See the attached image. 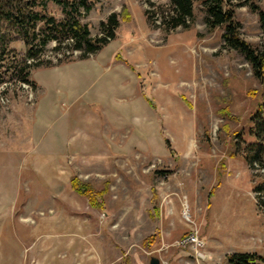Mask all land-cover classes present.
<instances>
[{
	"label": "rangeland",
	"instance_id": "374dc122",
	"mask_svg": "<svg viewBox=\"0 0 264 264\" xmlns=\"http://www.w3.org/2000/svg\"><path fill=\"white\" fill-rule=\"evenodd\" d=\"M168 4L95 0L83 19L93 37L111 13L129 10L115 40L89 59L33 70L36 86L0 84V264L264 256V196L254 191L264 169L234 138L249 131L264 88L201 6L193 24L165 30L175 16ZM47 11L63 18L54 3ZM236 20L242 38L262 49L258 13L240 3ZM3 31L8 49L24 56L19 36ZM55 45L44 60H58ZM228 106L237 121L221 115ZM73 176L108 185L104 210L71 189Z\"/></svg>",
	"mask_w": 264,
	"mask_h": 264
},
{
	"label": "trees",
	"instance_id": "16d2710c",
	"mask_svg": "<svg viewBox=\"0 0 264 264\" xmlns=\"http://www.w3.org/2000/svg\"><path fill=\"white\" fill-rule=\"evenodd\" d=\"M50 3L62 9V19L48 13ZM240 3L249 5L253 12L258 13L264 33V8L257 5L254 0H169L168 11L175 13V16H171V19L164 23V29L173 30L179 26L193 24L194 7L201 6L206 13L208 27L223 28L224 45L244 56L251 65L254 76L264 88V47L259 49L242 38V25L236 20V7ZM94 4L95 0H0V84L17 79L19 82L36 86L31 79L33 70L63 66L77 61L78 58L89 59L115 40L121 22L132 19L129 10L123 7L119 13H111L102 23V35L93 37L89 25L83 22V19ZM157 11H154L153 15L147 11L148 18H152ZM187 20L190 24H187ZM5 26L23 41L26 48L24 56H19L14 50L8 49V41L4 39L3 34ZM51 43L56 44L54 50L57 61L43 59V53ZM76 53H80L79 57L75 55ZM250 92V95H257L254 91ZM262 98L250 116L249 131L247 133L240 131L234 135V138H240L248 144L249 153L245 155V159L251 166L258 165L259 169H264V92ZM220 113L228 121L238 119L231 113L229 106L221 109ZM226 129L228 130V126ZM246 135L250 140L246 139ZM259 177L254 191L264 196V175L261 174ZM70 187L75 193L86 198L92 208L105 209L108 185L97 189L73 176ZM149 240L150 243L155 241L153 237ZM229 261L233 264H264V256L234 254Z\"/></svg>",
	"mask_w": 264,
	"mask_h": 264
},
{
	"label": "water",
	"instance_id": "95a60500",
	"mask_svg": "<svg viewBox=\"0 0 264 264\" xmlns=\"http://www.w3.org/2000/svg\"><path fill=\"white\" fill-rule=\"evenodd\" d=\"M150 264H163V263L161 262V259L160 258H158V257H152L150 259Z\"/></svg>",
	"mask_w": 264,
	"mask_h": 264
}]
</instances>
